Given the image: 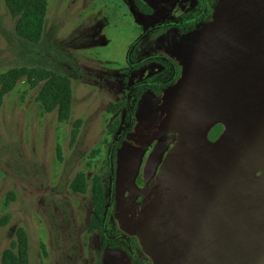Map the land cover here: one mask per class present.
<instances>
[{"label":"rangeland","instance_id":"rangeland-1","mask_svg":"<svg viewBox=\"0 0 264 264\" xmlns=\"http://www.w3.org/2000/svg\"><path fill=\"white\" fill-rule=\"evenodd\" d=\"M141 1L151 16L133 0H49L34 45L15 36L0 0V75L42 68L72 86L67 124L41 114L38 90L25 80L0 105V217L4 197L15 195L0 228V264L19 227L30 264H130L123 252H102L97 232L87 234L92 196L69 186L81 171L107 183L104 141L126 116L108 109L125 100L126 86L160 70L157 62L128 70L134 56L171 60L176 81L160 97L138 89L137 106L128 94L133 127L117 147L108 235L136 238L152 264H264V0H218L202 23L186 27L198 19L196 0ZM165 135L177 142L169 161L150 187L137 186L152 143Z\"/></svg>","mask_w":264,"mask_h":264},{"label":"trees","instance_id":"trees-1","mask_svg":"<svg viewBox=\"0 0 264 264\" xmlns=\"http://www.w3.org/2000/svg\"><path fill=\"white\" fill-rule=\"evenodd\" d=\"M2 1L10 19L14 22L13 32L15 36L34 45L40 44L44 34L49 0ZM217 1L218 0H214V4L212 5L211 0L209 1V4L206 2V0H196V7L200 12L197 14L198 19H196L194 23H202L208 12L211 10L213 12L215 10ZM133 2L137 11L141 15H152V10L141 0H133ZM207 5V11L204 13ZM180 25L186 27L187 25H191V23ZM165 28L166 27L161 26L160 30H164ZM132 61L133 62L129 65L128 70H131L135 73L138 72L143 65H149L155 62H157L159 65L160 70L150 77L153 80V84L148 85L147 87H141L139 85L136 86V83L133 85L127 84L129 86H126L125 88V100L112 105L108 109V113L112 115L116 114L118 111L125 110L126 116L124 120L117 119L108 127L107 138L104 141V144L107 148L108 159L107 165H105V168L108 172L107 183H104V179L100 175H94L88 181L85 171H81L77 173L72 180L69 190L74 195H86L87 193L91 194L93 213L88 225L87 234L90 235L93 232H97L101 236L100 249L102 252H123L128 256L130 264H147V262L152 264L151 260L143 254V251L136 238L122 232L108 235V231L111 229L110 219L112 217L111 215L114 197L113 194L110 195V189H113V182L115 179L114 173L116 171L117 147L118 145L125 143V137L128 136L130 130L133 127L131 122V120L133 121V113L130 110L128 94L130 93L129 95L134 96L137 100L134 105L139 102V96H137V92L140 88H144L145 91L158 90L157 93H153L156 97H160L164 90L168 89L175 83L176 78L173 79L174 74L171 72V70L173 68H177L171 60L161 58L160 56H151L150 59H143L142 61L134 56ZM21 80H25L29 90H38L35 97V102L38 104L41 114L46 115L55 113L58 123L67 124L69 122L72 107L71 82L65 76L42 68H13L4 74H1L0 105L3 102V99L16 88L17 84ZM81 126V120H76L72 125V131L70 134L71 146L76 143ZM56 152L57 158L59 162H61L62 154L59 146L56 147ZM99 154L100 150L98 149L92 151L89 159L90 161L86 165L87 169L91 168L92 160H96ZM166 158L164 159L160 168H162L163 165L169 161V159L167 160ZM112 180L113 182L111 183ZM139 180L137 181V186L140 185ZM151 185L152 183L147 185L146 188L150 187ZM14 201L15 195L13 193H8L4 197L2 203V216L0 217V228H4L9 224L11 215L8 213V209L10 204ZM110 201L111 209L109 217L107 221H105L107 208L110 205ZM124 235L126 237H123ZM40 248L42 257L46 258L45 246L42 244L40 245ZM132 250L135 253L134 256L132 254ZM1 264H30L29 238L23 228L19 227L16 229L15 240L10 244L8 249L3 251L1 256Z\"/></svg>","mask_w":264,"mask_h":264},{"label":"water","instance_id":"water-1","mask_svg":"<svg viewBox=\"0 0 264 264\" xmlns=\"http://www.w3.org/2000/svg\"><path fill=\"white\" fill-rule=\"evenodd\" d=\"M207 3L209 4V1L207 0ZM208 5L206 9L204 10V13L207 11ZM194 21H189L188 23H193ZM168 26H173V25H168ZM157 28H160L161 25L156 26ZM132 122V120H131ZM177 142L175 140V137L173 135H165L160 139H157L154 141L151 145V151L147 158L144 161V166L142 169V173L140 175V186H147L151 184L154 179L156 178L160 166L163 163L164 159L167 157V155L176 147ZM114 146V145H113ZM113 149V147H112ZM113 180L111 181V183ZM113 194V189L110 191V195ZM111 209V201L110 205L107 208V214L105 217V221H107L109 217ZM123 237H126L125 235ZM118 238V237H116ZM132 254L134 256V251L132 250ZM149 264V262H147Z\"/></svg>","mask_w":264,"mask_h":264},{"label":"flooded vegetation","instance_id":"flooded-vegetation-1","mask_svg":"<svg viewBox=\"0 0 264 264\" xmlns=\"http://www.w3.org/2000/svg\"><path fill=\"white\" fill-rule=\"evenodd\" d=\"M133 66H134V65H133ZM139 70H140V69H139ZM146 76H147V75H146ZM146 76H145V78L143 79L142 82H139V86H141V87H145V86L147 87V86H148V84H146L144 80H145V79H149L152 75H151L150 77H146ZM142 83H145V84H142ZM174 149H175V148H174ZM172 151H173V150H172ZM169 154H170V153H169ZM169 154H168V155H169ZM168 155H167V156H168Z\"/></svg>","mask_w":264,"mask_h":264}]
</instances>
